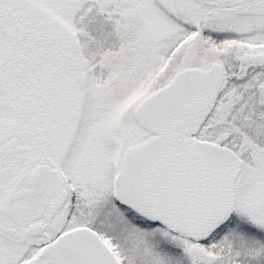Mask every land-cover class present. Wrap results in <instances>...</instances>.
Segmentation results:
<instances>
[{
  "label": "snow or ice",
  "instance_id": "6c2138e0",
  "mask_svg": "<svg viewBox=\"0 0 264 264\" xmlns=\"http://www.w3.org/2000/svg\"><path fill=\"white\" fill-rule=\"evenodd\" d=\"M0 264H264V0H0Z\"/></svg>",
  "mask_w": 264,
  "mask_h": 264
}]
</instances>
